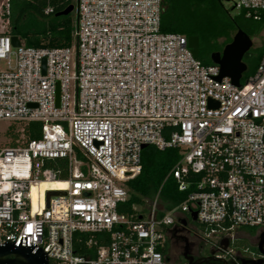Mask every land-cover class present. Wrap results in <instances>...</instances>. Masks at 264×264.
Instances as JSON below:
<instances>
[{"label": "built area", "instance_id": "obj_1", "mask_svg": "<svg viewBox=\"0 0 264 264\" xmlns=\"http://www.w3.org/2000/svg\"><path fill=\"white\" fill-rule=\"evenodd\" d=\"M234 5L255 20L264 11V0ZM75 9L72 45L16 47L0 0V120L41 124L40 137L0 145V243L26 236L48 264H189L168 248L194 211L210 227L197 229L205 241L264 231V54L236 86L194 56L186 35L162 30L163 0H76ZM144 144L178 148L171 174L180 191L195 188L170 210L159 195L122 210ZM52 159L66 161V178ZM43 181L61 185L35 204ZM48 191L64 194L47 202Z\"/></svg>", "mask_w": 264, "mask_h": 264}, {"label": "trees", "instance_id": "obj_2", "mask_svg": "<svg viewBox=\"0 0 264 264\" xmlns=\"http://www.w3.org/2000/svg\"><path fill=\"white\" fill-rule=\"evenodd\" d=\"M70 4L76 5V0H9L10 23L8 33L17 36L30 47L70 46L74 41L77 22L76 9L69 14H60ZM163 4L162 30L181 33L187 37L190 35L198 36L200 43L198 58L203 64L213 63L211 55L206 51L207 45L213 38L225 37L230 43L233 40L232 33L243 28L239 18L233 17L229 10L220 5L217 0H163ZM179 8L184 10L182 15L178 14ZM250 17L254 21L260 22L257 31L264 27V11L260 12V19L258 20L254 19L253 12ZM245 55H250V53ZM248 76L250 75H244L242 82ZM12 128L13 124H10L8 132H12ZM40 130L41 124L35 122L26 125L23 132L27 138H38L40 137ZM180 158L181 153L178 148L160 150L154 145L143 148L141 173L127 182L129 199L122 210L132 212V206L135 205L143 206V210H145L148 202L153 201L157 195H159L161 207L165 210H170L182 203L188 193L195 188L190 186L186 191L178 189V182L171 174V170ZM48 164L61 170L58 174L59 177L66 178L68 176L64 159H52L48 161ZM190 178L198 180L199 176L191 175ZM60 185L61 182L57 181L42 182L38 187L33 186L32 198L34 203L36 204L45 189ZM159 215L161 216L162 212ZM199 228L203 232L210 230V227L205 225L197 226V229ZM77 246L76 243V251L79 253L80 250Z\"/></svg>", "mask_w": 264, "mask_h": 264}, {"label": "water", "instance_id": "obj_3", "mask_svg": "<svg viewBox=\"0 0 264 264\" xmlns=\"http://www.w3.org/2000/svg\"><path fill=\"white\" fill-rule=\"evenodd\" d=\"M231 1V0H224ZM235 8L233 5L229 8L232 11ZM75 9V4H70L60 14H69ZM12 43L14 46L20 45V40L17 36H12ZM199 37L196 35L188 36V46L191 48L194 56H199ZM253 46L252 38L244 32L241 28L235 33L233 40L228 43L222 52L212 53L211 59L214 64H217L220 68V74L218 80L223 77H229L232 83L236 86L241 85V79L243 73L247 70V63L243 58L245 54ZM45 61H43L44 63ZM60 89L59 83H57L56 89V103L59 105ZM147 145L144 144L143 148ZM64 194L60 191H48L47 202L52 195ZM191 218L194 222L197 221V213L194 211L191 213ZM182 224L186 225V220H181ZM260 239L264 238V231L259 234ZM262 242L259 243L260 252L264 255V250L261 248ZM223 249L227 248L226 244H222ZM48 253V252H47ZM47 253L37 244L30 242L27 245V237L22 236L19 245L15 242L0 243V264H48ZM184 259L189 261V264H201V261H195L192 257H185ZM77 264H90V262H77ZM242 264H264L263 259H242Z\"/></svg>", "mask_w": 264, "mask_h": 264}, {"label": "rangeland", "instance_id": "obj_4", "mask_svg": "<svg viewBox=\"0 0 264 264\" xmlns=\"http://www.w3.org/2000/svg\"><path fill=\"white\" fill-rule=\"evenodd\" d=\"M234 5V0L226 1L227 9L231 8ZM184 10L179 8L178 14L182 15ZM233 17H238L240 21V25H242L244 32H246L253 40V46L247 52L250 55H245L243 60L247 63L248 59L249 62L247 63V70L243 73L244 75H252L255 73L262 55L264 54V27L260 28L257 31V27L260 26V22L254 21L250 16L251 12L246 10L243 11L240 8L235 7L232 11H230ZM236 32L232 33L234 37ZM228 44L227 38L225 37H218L213 38L209 44L207 45V53L210 55L212 53L222 52L225 46ZM246 53V54H247ZM249 56V58H248ZM11 123L8 120H0V145L11 144L17 139L26 138L22 126H18L13 124L12 132L9 131V126ZM15 136V137H14ZM194 222V221H193ZM195 226H199L198 222H194ZM260 231L259 227H239L238 229L233 231L235 240L232 244V249L234 250L235 254L245 256L250 253V251H254V242L257 237V233ZM201 235V233H200ZM213 240H215V236H212ZM194 240H202V237L198 239L194 238ZM238 246L237 248L235 246ZM173 260H176L175 253L171 255Z\"/></svg>", "mask_w": 264, "mask_h": 264}, {"label": "flooded vegetation", "instance_id": "obj_5", "mask_svg": "<svg viewBox=\"0 0 264 264\" xmlns=\"http://www.w3.org/2000/svg\"><path fill=\"white\" fill-rule=\"evenodd\" d=\"M220 5L227 9L226 1L217 0ZM229 10V9H228ZM230 12V11H229ZM238 30V29H237ZM263 232V231H262ZM215 240L213 237L205 240H194V238H201L198 235V230L195 223L187 219L185 226H181L180 231L173 236L169 243V252L172 255L175 253L177 261L185 257H192L195 261H201V264H242V259H263L264 255L260 252L259 243L262 242L261 248L264 250V238L260 239L259 234L254 242V251L249 254L241 256L233 254L231 257H226L225 252L232 248L235 240L234 234H216ZM222 244H226L227 248L223 249Z\"/></svg>", "mask_w": 264, "mask_h": 264}, {"label": "bare ground", "instance_id": "obj_6", "mask_svg": "<svg viewBox=\"0 0 264 264\" xmlns=\"http://www.w3.org/2000/svg\"><path fill=\"white\" fill-rule=\"evenodd\" d=\"M43 182H57V181H43Z\"/></svg>", "mask_w": 264, "mask_h": 264}, {"label": "crops", "instance_id": "obj_7", "mask_svg": "<svg viewBox=\"0 0 264 264\" xmlns=\"http://www.w3.org/2000/svg\"><path fill=\"white\" fill-rule=\"evenodd\" d=\"M242 78H243V77H242ZM196 228H197V227H196ZM199 229H200V228H199ZM260 233H261V232H258L257 235L260 234Z\"/></svg>", "mask_w": 264, "mask_h": 264}]
</instances>
